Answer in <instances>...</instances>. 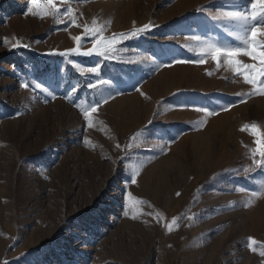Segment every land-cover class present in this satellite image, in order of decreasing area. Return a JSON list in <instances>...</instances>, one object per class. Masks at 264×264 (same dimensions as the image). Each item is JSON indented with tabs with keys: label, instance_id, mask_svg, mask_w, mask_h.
I'll list each match as a JSON object with an SVG mask.
<instances>
[{
	"label": "rangeland",
	"instance_id": "374dc122",
	"mask_svg": "<svg viewBox=\"0 0 264 264\" xmlns=\"http://www.w3.org/2000/svg\"><path fill=\"white\" fill-rule=\"evenodd\" d=\"M232 3L73 2L78 23L95 19L106 37L152 25L104 60L59 55L76 47L73 36L89 40L82 52L93 46L67 17L58 23L29 14L31 0H0V264H264L262 249L248 247L249 238L264 244V197L250 198L264 175L244 171L256 138L241 131L253 121L264 128V95L210 57L175 63L198 58L190 37L232 39L199 11ZM17 40L27 47L13 48ZM97 62L99 76L81 71ZM105 97L89 128L81 109ZM173 217L180 226L168 232Z\"/></svg>",
	"mask_w": 264,
	"mask_h": 264
},
{
	"label": "snow or ice",
	"instance_id": "6c2138e0",
	"mask_svg": "<svg viewBox=\"0 0 264 264\" xmlns=\"http://www.w3.org/2000/svg\"><path fill=\"white\" fill-rule=\"evenodd\" d=\"M73 2H87V0H31V6L28 7V13L33 16H39L44 18L46 16H52L57 20L58 23H65L64 17H67V23L69 25H75L77 27H83L86 37H88L92 42L93 46L91 49L82 52L81 49L84 43H88L89 40H83L81 36H73L72 39L76 42V47L68 49L64 52H60L59 55L64 57H70L73 55H85V56H99L104 60L114 58L121 49L118 45L122 44L123 41L129 39H139L141 35L146 34L150 28L151 24H145L142 27L134 28L130 32L113 33L110 37H106L104 32L106 31V25H97V21L94 19L92 21V26L89 27L86 24H79L77 21V16L75 10L71 7ZM63 6L64 10L61 11ZM201 12H207L213 21H216L224 27V30L232 38L230 41H221L219 38H204L202 36L196 35L190 37L191 40L197 42L199 47L198 58L194 60H181L178 59L175 63H194V64H204L210 57L215 61L217 69L221 67H226L233 73V79L240 77L243 81L250 85L253 92L250 94H260L264 95V0H233L231 5L221 6L217 9L215 13L208 9L201 8ZM111 21L107 22L110 25ZM4 43H9L7 38H5ZM13 48L27 47V45H21L19 41L11 45ZM241 57H247L252 62H245ZM80 67L79 64L76 65ZM170 66V65H169ZM81 71H86L89 73H94L97 76L100 74L99 62L95 67L81 68ZM209 76L213 75L211 71L207 73ZM100 84H110L109 81L100 79ZM23 87L28 88L29 83L25 82ZM35 89H43L40 83H35L33 85ZM90 87L96 88V84H91ZM137 91L139 89L137 88ZM144 95L143 93H141ZM242 95V94H237ZM148 99L147 96H145ZM108 97L103 100L94 101L92 104L81 109L84 118L87 121L89 128L93 127L92 113L96 112L100 104L107 103ZM240 102H244L241 99ZM234 105H221L220 110H228L229 107ZM197 112H203L206 116H213L218 114L216 109L210 110L207 107H197L195 109ZM206 120L199 122V126L203 127L206 124ZM151 123V121H149ZM241 131H248L253 137H255V145L250 149V158L253 161V166L245 168V172H252L259 168L261 175H264V128L256 122L246 123L242 126ZM147 132V127L141 131L135 133L130 139L135 141L137 137H141ZM86 144H90V141L85 140ZM133 145L130 143L128 145L131 148ZM117 147H120L117 144ZM259 155V159H257ZM140 169L137 168L131 177V183L135 184V177L139 175ZM244 191V189H241ZM179 196L180 193H177ZM130 202L135 204H145L144 200L132 197L131 193H128ZM264 197V180H262L257 188V190L251 191L250 198L255 200ZM247 206H251L248 204ZM126 216L128 212L124 213ZM135 218V216L133 217ZM190 219H195L194 217H189ZM156 219L158 222L163 220V216L160 213L156 214ZM181 217H173L170 223H165V228L168 232H172L174 229H178ZM259 246L262 250L259 252L260 256L264 257V244L256 241L253 238H249L248 247L253 251H257ZM7 264V261H5Z\"/></svg>",
	"mask_w": 264,
	"mask_h": 264
}]
</instances>
